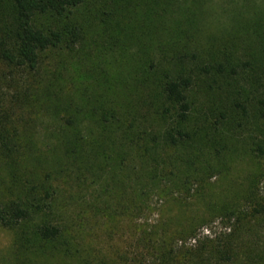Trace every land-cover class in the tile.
Listing matches in <instances>:
<instances>
[{
    "label": "rangeland",
    "instance_id": "rangeland-1",
    "mask_svg": "<svg viewBox=\"0 0 264 264\" xmlns=\"http://www.w3.org/2000/svg\"><path fill=\"white\" fill-rule=\"evenodd\" d=\"M257 13L264 14V0H84L66 17L37 16V27L64 33L79 26L80 37L43 51L33 70L0 61V133L24 153L14 160L0 153V200L21 195L22 189H29L30 196L52 192L56 209L68 208L69 219L76 218L72 226L81 231L80 245H96L101 252L128 249L158 216L164 220L160 226L172 231L195 216L221 215L215 209L222 202L236 201L241 207L240 197L259 165L255 150L264 146V92L247 83L245 73L206 74L202 65L217 55L227 54L231 61L237 57L235 40L258 36ZM178 55L187 57L179 60ZM178 76L190 79L186 98L191 125L205 122L208 138L218 141L214 150L219 154L206 157L214 171L200 176L205 183L201 181L196 199L156 198L144 177L130 187L139 178L130 176L127 163L115 170L112 182L110 167L101 162H95L83 182L65 178L58 162L59 135H97L105 125L103 117L126 114L146 134L160 135L164 127L153 123L162 106V82ZM68 119L75 121L74 128ZM189 171L179 169L176 179L182 181ZM140 188L149 190L148 196ZM149 198L151 212L145 214ZM209 217L212 221L197 229L200 235L213 230V222L214 230L221 226L218 216ZM41 221L36 216L22 229L30 231ZM20 230L0 226V264L10 260ZM29 256L39 261V256Z\"/></svg>",
    "mask_w": 264,
    "mask_h": 264
},
{
    "label": "trees",
    "instance_id": "trees-1",
    "mask_svg": "<svg viewBox=\"0 0 264 264\" xmlns=\"http://www.w3.org/2000/svg\"><path fill=\"white\" fill-rule=\"evenodd\" d=\"M83 2L0 0V61L33 70L43 51L62 42L75 43L80 37L79 26L66 28L63 33L60 28L37 27L35 21L37 16L46 14L55 18L66 17ZM255 17L258 36H240L235 40L238 56L231 61L227 54L221 58L217 55L212 63L202 65L203 73L226 76L245 73L243 79L247 81L249 77L247 83L257 84L264 92V14L257 13ZM211 52L208 51L206 58ZM178 57L182 60L187 56ZM162 83V106L154 112L158 121L153 123L164 127L160 135L146 134L141 124L134 126L133 118L128 114L121 118L114 115L103 117L100 122L105 125L97 130V135L61 134L58 140L62 149L58 153V162L65 178L83 182L95 162H101L110 167L109 181L112 182L117 178L114 174L118 175L115 170L119 171L127 163L130 176L139 178L135 183L131 181L130 187L139 184L144 177L150 182L149 189H154L156 198L181 203L196 199L202 182L205 183L200 176L206 171H214L208 166L206 157L219 154L217 149L214 150L218 141L214 137L208 138L205 122L198 120L191 125L186 98L190 79L178 76ZM239 107L244 111V107ZM67 121L70 129L76 126L73 119ZM258 127L261 129L260 125ZM255 151L259 165L253 173L250 188L240 197L243 201L241 207L235 204L236 201L222 202L215 209L221 215L195 216L183 228L172 231L160 226L164 220L161 221L159 216L150 219L147 224L151 228L141 231L138 237L134 236L124 251L110 249L101 252L96 245H80L81 231L72 226L76 218L69 219L68 208L64 211L56 209L52 192L45 189L43 195L35 191L30 196L29 189H22L21 195L0 200V226L21 229L10 260L3 264H56L55 256L59 257L57 264H264V146H257ZM0 153L13 160L24 154L3 133H0ZM179 169L190 170L182 175V181L176 179ZM51 173L55 176L57 171ZM185 177L189 179L185 180ZM38 183L42 186L39 180ZM187 183L191 186H185ZM141 188L140 191H144ZM148 193L149 190L144 191V195L148 196ZM150 201L149 198L143 204L145 214L151 212ZM36 216L42 218L40 223L30 231L22 229L23 223ZM209 216L219 217L221 226L214 230L217 223L213 222V230L200 235L197 229L209 224L206 221H212ZM29 254L39 256V261L35 263L37 258H31Z\"/></svg>",
    "mask_w": 264,
    "mask_h": 264
}]
</instances>
